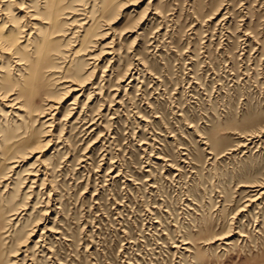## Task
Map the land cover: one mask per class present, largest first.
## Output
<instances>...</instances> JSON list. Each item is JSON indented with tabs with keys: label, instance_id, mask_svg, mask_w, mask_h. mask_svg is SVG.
Here are the masks:
<instances>
[{
	"label": "rangeland",
	"instance_id": "1",
	"mask_svg": "<svg viewBox=\"0 0 264 264\" xmlns=\"http://www.w3.org/2000/svg\"><path fill=\"white\" fill-rule=\"evenodd\" d=\"M8 33L0 264H264V0H0Z\"/></svg>",
	"mask_w": 264,
	"mask_h": 264
},
{
	"label": "bare ground",
	"instance_id": "2",
	"mask_svg": "<svg viewBox=\"0 0 264 264\" xmlns=\"http://www.w3.org/2000/svg\"><path fill=\"white\" fill-rule=\"evenodd\" d=\"M28 13V12H27ZM0 46H2V47H4V48H11L12 46H13V41H11L10 40V38H9V33L8 34H1L0 35ZM75 84H77V83H75V82H72V85H75ZM77 85H79V86H82V85H80V84H77ZM76 85V86H77ZM70 91L69 92H72V90H73V92L75 91V90H78V88H73L72 86L70 87ZM69 90V89H68ZM67 92V91H66ZM80 94V93H79ZM11 96V94L10 93H6V95L4 96L5 98H7V99H9L10 100V97ZM67 96V95H66ZM59 98V97H58ZM63 100V99H62ZM10 101H15L16 103L18 102L17 101V98H15V99H11ZM49 101H53V102H50V103H48V107L45 109V110H47V114L48 115H54L55 114V111H57L56 109L58 108V106H57V102H55L53 99H50ZM61 101V100H60ZM59 101V102H60ZM9 103H12V102H9ZM16 103H12V104H16ZM56 103V104H55ZM12 104L11 105H9V106H12ZM59 105V104H58ZM42 112H44V109H43V111ZM55 116V115H54ZM53 121H54V119H53ZM36 147V146H35ZM36 149V148H35Z\"/></svg>",
	"mask_w": 264,
	"mask_h": 264
}]
</instances>
